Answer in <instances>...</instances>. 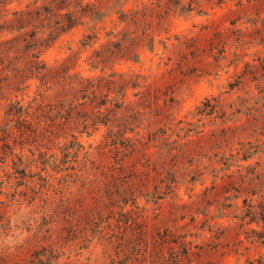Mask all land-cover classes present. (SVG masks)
Returning <instances> with one entry per match:
<instances>
[{
    "label": "rangeland",
    "instance_id": "rangeland-1",
    "mask_svg": "<svg viewBox=\"0 0 264 264\" xmlns=\"http://www.w3.org/2000/svg\"><path fill=\"white\" fill-rule=\"evenodd\" d=\"M81 1L103 20L85 14L40 58L49 66L65 61L85 77L132 76L124 97L133 115L128 136L149 144L148 155L123 156L113 146L102 157L96 152L121 118L113 128L73 129L84 147L77 158L66 157L71 135L54 143L45 122L17 138L9 113L29 105L39 81L0 88V264H264V0H181L192 1L191 11L172 0ZM5 2L1 15L42 3ZM135 10L147 12L138 36L153 26L138 60L93 67L96 51L136 30ZM87 35L93 38L84 45ZM136 75L144 87L135 86ZM66 158L74 166L68 171ZM117 175L132 192L127 203L114 197Z\"/></svg>",
    "mask_w": 264,
    "mask_h": 264
},
{
    "label": "trees",
    "instance_id": "trees-1",
    "mask_svg": "<svg viewBox=\"0 0 264 264\" xmlns=\"http://www.w3.org/2000/svg\"><path fill=\"white\" fill-rule=\"evenodd\" d=\"M158 1L161 3V0ZM172 2L180 6L181 10L191 11L193 8L192 1L188 2L187 5L182 4L181 0H172ZM38 3L40 4L33 8L28 5L26 9L5 11L4 15H1L0 11V38L4 37L0 41V79L2 81L0 88H28L27 82L29 80L36 79L39 81L37 86L39 90L29 105H20L9 113L10 122L16 117L17 124H19V132L15 137L24 139L28 127L35 126L36 130H39L41 124L45 122V127L51 129L48 132L54 137L56 135V138H53L54 143L62 136L71 135L73 139L68 140L64 147L66 157L77 158L84 147L77 140L75 133L70 134L73 129L81 127L83 130H87L91 127L95 130L99 125L113 128L114 122L121 118L123 121L120 123L119 130L116 133L112 132L109 136L107 135L108 138L97 146L96 152L98 151L102 157L106 154V149L113 146L115 151L119 154L122 153L123 156L130 153L132 155L137 153H141V156L148 155L146 152L149 144L142 142L139 137L128 136L129 132L134 131L132 128L133 115L131 105L126 103L124 97L126 96V89L132 87V76L129 77L128 74L113 70L108 75L85 77L79 73H72L70 64L65 61L49 66L40 58L44 48L48 47L61 34L81 24V19L85 14L93 19L101 20H103L104 14L99 10L94 13L91 5H86L85 8L88 9H84L81 0H38ZM3 5H7V2L0 0V6ZM78 7L83 9L81 8L79 11L77 10ZM131 14L136 30L118 33L114 36L117 40L107 42L103 45L102 50L96 51L92 60L93 67H97L99 64H103L105 67V64H112L120 58L138 60L139 56L136 50L145 38L150 37L147 31L153 29V26L152 22L149 21V27L143 32L144 36H138L137 30L143 23L142 16H146L147 12L135 10ZM127 16V13H122V18ZM160 18L159 25L162 28L165 20L161 15ZM86 37L88 40L83 43L84 45H88L93 38L90 35ZM153 44L154 38H151L149 46L151 49ZM141 78L145 77L136 75V87L145 86L141 84L139 80ZM45 88H56L52 97L45 94ZM47 107L49 110H46ZM121 114L124 116H120ZM42 131L43 134H46L44 129ZM10 135L11 131L8 132V136ZM149 138L154 140L151 132ZM37 145L41 148L40 155L46 158L49 150L47 140L41 139ZM44 149L48 150L45 151ZM90 155L88 153L85 157L88 158ZM51 158H49L51 162H57L54 155ZM33 161L37 163L36 160ZM96 161L97 159L94 162ZM71 163V160L66 158L64 161L66 168L62 170L73 169L74 166ZM102 164L105 167L110 166L108 163L102 162ZM120 166L123 169V165ZM94 168L97 170L99 164H95ZM107 168L109 169V167ZM133 173L138 172L134 171ZM130 176H132V172ZM124 179L126 177L117 175L115 180L117 184H120L118 189L121 192L114 197L120 199V202L123 200L122 203H127L132 199V192H125L130 191L126 187L124 190L121 189L127 182ZM170 186L168 184L167 188ZM135 190L150 192L149 188L144 187V184H137ZM163 194L164 192L160 189L157 196L154 197L161 198ZM253 208L252 205L251 211ZM252 213L254 212L252 211ZM254 214H257V211ZM262 219L264 221V216Z\"/></svg>",
    "mask_w": 264,
    "mask_h": 264
}]
</instances>
